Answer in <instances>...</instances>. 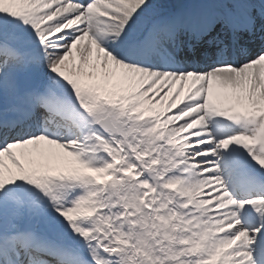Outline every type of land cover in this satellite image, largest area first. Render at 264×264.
Segmentation results:
<instances>
[{"label": "snow or ice", "instance_id": "obj_1", "mask_svg": "<svg viewBox=\"0 0 264 264\" xmlns=\"http://www.w3.org/2000/svg\"><path fill=\"white\" fill-rule=\"evenodd\" d=\"M0 264H264V0H0Z\"/></svg>", "mask_w": 264, "mask_h": 264}]
</instances>
